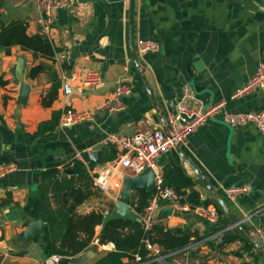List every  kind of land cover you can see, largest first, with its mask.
Wrapping results in <instances>:
<instances>
[{"label":"crops","instance_id":"crops-1","mask_svg":"<svg viewBox=\"0 0 264 264\" xmlns=\"http://www.w3.org/2000/svg\"><path fill=\"white\" fill-rule=\"evenodd\" d=\"M75 1L72 9L53 11V23L45 36L44 15L35 0H0L1 26L22 22L27 35H42L57 50L53 59L34 57L19 46L11 47L8 54L0 52V157L17 166L0 180V264H39L45 259L35 240L39 236L26 241L24 234L33 220L39 219L45 226L35 215L40 190L47 195L48 211H58L72 203H63L62 195L67 182L78 176L75 162L82 163L87 172V179L79 186L86 198L76 212L107 211L92 185V176L117 153L107 138L163 128L186 88L202 108L224 103L225 109L234 114L264 112L262 91L232 98L256 68L264 65V0H133L131 37L138 68L132 62L129 45L131 0ZM99 36L92 56L113 62L105 71L88 54ZM139 41L154 42L158 50L140 54ZM59 54L67 55L65 72L75 78L69 84V95L64 93L56 62ZM69 57L73 58L71 71L67 69ZM34 67L41 70L31 78L29 71ZM89 70L100 73V83L84 88L82 78ZM119 83L130 90L122 98L125 110H101ZM23 84L27 87L24 101ZM54 86H58L55 98L49 106H43L42 98ZM65 109L86 111L91 116L67 128H60L58 120L53 130L37 134L39 125L49 121L53 112L61 116ZM180 147L243 229L261 246L257 231L264 237V133L253 125L231 128L216 116ZM94 152L99 153L97 164L89 161ZM54 164L55 178L42 180V173ZM66 164L74 167L76 176L63 172ZM166 166L189 177L201 200H213L175 148L157 158L160 174ZM232 186H246L247 193L231 199L225 190ZM111 196L114 205L117 201ZM160 222L167 229L189 228L204 237L203 241L212 243L213 247L196 244L190 253L177 252L173 258L204 264H264V255L255 247L242 251L244 241H231V236H245L237 228L228 229L230 223L225 215L210 224L194 211H175ZM99 230L81 253L90 254L91 260L85 264L114 250L113 244L98 243ZM222 236L230 241L218 246ZM237 251L240 256L234 255ZM127 263L123 259V264Z\"/></svg>","mask_w":264,"mask_h":264},{"label":"built area","instance_id":"built-area-1","mask_svg":"<svg viewBox=\"0 0 264 264\" xmlns=\"http://www.w3.org/2000/svg\"><path fill=\"white\" fill-rule=\"evenodd\" d=\"M75 0H35L39 11L44 15L42 33L47 36L53 23V11L58 9H72ZM138 52L146 54L156 52L158 45L151 41H139L137 43ZM67 55L59 54L56 62L60 66L64 93H71L70 83L75 78L70 73L65 72L64 62ZM100 83V73L97 71H87L82 78L84 88H93ZM256 91L264 92V65H259L252 76L239 88L235 90L232 98L243 97ZM130 93L129 87L123 83L117 84L112 94L104 101L101 110L108 113L122 112L125 105L122 98ZM174 109L168 114L164 121V127L149 131L136 130L131 135L120 138L117 135H110L107 142L117 150L116 156L103 164L102 167L92 176V185L96 191L108 196L114 195V200L118 201L119 194L126 177L133 178L140 175L146 169L154 172V184L152 195L148 204L141 214H137L130 206L131 210L139 218L144 231L151 230L157 221L158 211L163 207L172 209V212L194 211L197 215L208 221L210 224L218 222L219 215L214 206H200L191 209L187 203H180L181 196L169 187L163 186L162 174L157 168V158L174 148L175 144L183 145L188 137L206 122L220 116L223 124L231 128H239L246 125L255 126L261 133H264V112H250L245 114H234L225 109L224 103L215 104L207 108H202L195 100L193 92L185 89L183 96L175 102ZM90 113L86 111L63 110L59 127L67 128L90 118ZM17 169L15 162L0 163V180L13 173ZM231 199L237 198L247 193L246 186H232L225 190ZM112 197V196H111ZM107 215V211L103 212ZM261 239V247L264 250V237L257 231ZM146 250L150 256L155 258L157 264H204L198 261L181 260L171 258L165 262V256L161 255V249L149 241L144 240ZM62 257L57 255L43 259L39 264H60ZM139 259L136 258V261Z\"/></svg>","mask_w":264,"mask_h":264},{"label":"trees","instance_id":"trees-1","mask_svg":"<svg viewBox=\"0 0 264 264\" xmlns=\"http://www.w3.org/2000/svg\"><path fill=\"white\" fill-rule=\"evenodd\" d=\"M19 46L23 51L32 52L34 57L53 59L57 50L51 42L42 35L29 36L26 33V25L22 22H13L5 27L1 26L0 16V52L5 54L10 52L11 47ZM40 67H34L29 71V77L33 78L40 72ZM42 98V105L49 106L55 98L56 88ZM59 112H53L51 119L39 125L37 134L51 131L58 125ZM8 162L0 157V163ZM77 178H71L66 185L62 202L72 203L67 207H62L58 211L46 210L47 195L40 190V198L36 204L35 215L44 223L43 234L36 240L45 258L57 255L62 258H72L81 254L95 238L97 228H100L96 238L100 245L113 244L114 250L107 253L91 264H123V259H127V264H157L155 258L150 256L143 244L144 240L156 245L161 249V255L165 256V262L175 257L177 252H191L196 244L205 243L213 247L209 241H203L204 237L189 228L167 229L162 222L156 221L151 230L144 231L140 222L131 220H111L103 224L105 215L102 212L91 211L87 214H78L76 207L86 198L79 188L80 183L87 179V172L80 162L74 163ZM56 164L50 166L42 173V180L54 179L57 173ZM163 186L172 188L177 195L181 196L180 203H187L191 209L200 206L213 205L218 215L224 216L223 211L213 199L201 200L200 194L193 189V181L170 166H166L162 172ZM152 192L137 190L131 196L130 206L137 213L141 214L148 204ZM114 209L107 211L110 213ZM240 239L245 242L242 251L254 249L251 242L239 235L231 236V241ZM235 256H240V251L234 252ZM136 258L139 260L136 261ZM0 256V261H1Z\"/></svg>","mask_w":264,"mask_h":264},{"label":"water","instance_id":"water-1","mask_svg":"<svg viewBox=\"0 0 264 264\" xmlns=\"http://www.w3.org/2000/svg\"><path fill=\"white\" fill-rule=\"evenodd\" d=\"M132 15H133V0H131L130 9H129V31H130V37H129V45L131 50V56H132V62L134 65L138 68L137 60L135 57V53L133 51V42L131 37V31H132ZM100 36L95 40V42L92 44L89 55L93 61L100 64L101 71H105L107 66L109 64H112L113 62L107 61V60H99L92 56V48L95 44L99 41ZM72 57H69L67 62V69L71 71V64H72ZM22 67L19 66V78L22 80V74H21ZM140 76L142 80H144V77L142 73L140 72ZM147 88V87H146ZM149 91V89L147 88ZM27 94V87H22L21 90V100L24 101ZM175 150L179 154L180 158L189 166V168L193 171L196 178L205 186V188L208 190V192L212 195L213 199L216 201L218 206L223 211L226 218L229 220L230 226L228 229L237 228L240 230L246 239H248L249 242L252 243V245L261 253L264 255V250L260 246V244L251 237L247 231L243 229L241 226V222L237 220L229 211L228 207L226 206L225 202L221 199V197L215 192L213 187L209 184V182L206 180V178L201 174V172L198 170V168L189 160V158L183 153L180 145L175 144L174 145ZM89 161L91 164H97L99 163V153L94 152L91 153L89 156ZM63 172L67 175L76 176L75 169L72 166H69L68 164L64 165ZM153 184H154V172L151 169H146L143 171L140 175L129 178L126 177L123 181V185L120 191V196L118 201L114 204V209L107 215H105L103 224H105L108 221L111 220H131L133 222H139V218L136 216V214L131 210L130 208V201L132 194L137 190H146L148 192L153 191ZM172 209L168 207L161 208L156 216L157 221L164 220L168 216L172 214ZM44 226L42 222L39 219L31 221V223L27 227V231L24 234V240L30 241L33 240L35 237L40 236L43 234ZM230 239L227 236H222L220 240L218 241L217 245L222 246L226 243H228ZM90 254L89 253H83L80 255H77L72 258H61L60 264H85L88 261H90Z\"/></svg>","mask_w":264,"mask_h":264},{"label":"rangeland","instance_id":"rangeland-1","mask_svg":"<svg viewBox=\"0 0 264 264\" xmlns=\"http://www.w3.org/2000/svg\"><path fill=\"white\" fill-rule=\"evenodd\" d=\"M97 193V195H98V197L102 200V202L105 204V209L108 211V210H110L111 209V205H112V203H111V198L108 196V195H106V194H104V193H102V192H98V191H96ZM110 195H112V194H110ZM119 196H120V194H119ZM110 198V199H109ZM113 211V210H112Z\"/></svg>","mask_w":264,"mask_h":264}]
</instances>
